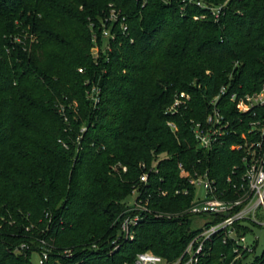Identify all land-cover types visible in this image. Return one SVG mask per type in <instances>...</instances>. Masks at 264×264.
I'll use <instances>...</instances> for the list:
<instances>
[{
  "label": "trees",
  "instance_id": "16d2710c",
  "mask_svg": "<svg viewBox=\"0 0 264 264\" xmlns=\"http://www.w3.org/2000/svg\"><path fill=\"white\" fill-rule=\"evenodd\" d=\"M110 4L127 16L129 30L96 62L93 34ZM183 6L0 0V264H34L32 241L41 239L52 248L44 264H133L144 251L176 260L198 232L186 216L173 217L193 198L176 194L189 187L179 164L209 171L221 186L239 175L243 152L231 146L243 141L250 116L229 93L264 83V0H229L219 21L195 4ZM95 84L102 89L96 105L88 95ZM224 85L229 93L219 106L237 132L203 149L192 121L207 116ZM180 92L191 96L187 106L169 112ZM136 187L151 194L154 213L172 216L149 214L134 239L114 250L117 219ZM24 242L32 249L17 250ZM249 256L237 257L219 233L196 264H245ZM256 262L264 264V250Z\"/></svg>",
  "mask_w": 264,
  "mask_h": 264
},
{
  "label": "built area",
  "instance_id": "2783aa9c",
  "mask_svg": "<svg viewBox=\"0 0 264 264\" xmlns=\"http://www.w3.org/2000/svg\"><path fill=\"white\" fill-rule=\"evenodd\" d=\"M182 2L184 5L182 10H185L188 4H195L208 11L215 21H219L225 14L229 0L217 3L207 0H182ZM206 15L203 13L195 18L204 19ZM100 22V33L94 32L93 34L92 55L96 62L102 54H108L119 33L129 30L127 16L114 4L109 5L107 14L100 19ZM79 71L84 72V69L80 68ZM101 91V87L97 84L88 89V95L95 105L101 100ZM228 93V86H222L219 93L211 100L212 109L207 116L203 120L192 121V129L198 146L203 149L211 150L222 143L226 136L237 132L232 121L219 106L220 98ZM190 97L188 93L180 92L168 111L180 112L183 107L187 106ZM229 98L235 102L240 113L250 116L248 133L243 132L242 134L243 141L231 146L243 152L241 172L239 173V168H235L234 173H239V175L236 174V177L229 175L225 182L226 186H221L209 171L191 173L186 170L183 163H180L181 174L187 178L189 187L177 189L176 194H193V198L191 205L182 214L173 217L184 214L207 215L209 220L201 229H196L198 232L178 259L170 261L152 251H144L137 254L133 264H196L207 242L219 233H223L224 242H233L237 257L243 255L244 252L254 253L255 247L248 242L246 236L248 232H242V227H247L250 222L264 226V83L261 89L252 93L239 94L233 91L229 93ZM82 130L85 131V127ZM143 167L146 168V164H143ZM123 169L126 171L127 167L124 166ZM155 171L158 172V169ZM140 181L144 184L149 182L148 170L141 174ZM198 187L202 189V194L197 190ZM132 194L135 196V206L125 210L117 219L120 233L113 240L114 250L118 249L119 240L134 239L135 226L149 215L148 212L154 213L150 207L151 194L144 195L139 187L133 189ZM156 215L172 216L163 212ZM255 240L257 242L258 238L256 237ZM32 243L35 246L37 244V250L34 252L40 254L39 264H44L50 258L49 252L52 248L44 239L38 243L36 241ZM23 249H32V244L24 242L21 247L17 248V250ZM66 254L70 255L71 252L67 251Z\"/></svg>",
  "mask_w": 264,
  "mask_h": 264
},
{
  "label": "rangeland",
  "instance_id": "374dc122",
  "mask_svg": "<svg viewBox=\"0 0 264 264\" xmlns=\"http://www.w3.org/2000/svg\"><path fill=\"white\" fill-rule=\"evenodd\" d=\"M178 94H176V97L174 99V102L176 101ZM174 102L168 107L170 109ZM118 167L115 166L114 169H117ZM124 170V169H123ZM200 191L202 194V189L198 187L197 189ZM134 195L131 194L125 201V210L134 207ZM125 210L123 212H125ZM147 212V211H146ZM148 214H154V213H149ZM182 216L187 217V221L189 222V225L192 229H201L204 224L209 220V216L207 215H191V214H184ZM242 232H248L246 234L248 242L251 243L252 247H255V251L253 254H250V256L246 259L245 264H256V259L260 257L263 253L264 250V226L258 225V224H253L249 223L247 227H242ZM258 238V241L256 242L255 238ZM52 250V249H51ZM40 260V254L37 252H34L32 254V261L34 264H39Z\"/></svg>",
  "mask_w": 264,
  "mask_h": 264
}]
</instances>
